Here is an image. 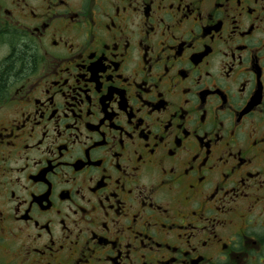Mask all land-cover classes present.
I'll return each mask as SVG.
<instances>
[{"label":"flooded vegetation","instance_id":"af4514ba","mask_svg":"<svg viewBox=\"0 0 264 264\" xmlns=\"http://www.w3.org/2000/svg\"><path fill=\"white\" fill-rule=\"evenodd\" d=\"M0 264H264V0H0Z\"/></svg>","mask_w":264,"mask_h":264},{"label":"trees","instance_id":"16d2710c","mask_svg":"<svg viewBox=\"0 0 264 264\" xmlns=\"http://www.w3.org/2000/svg\"><path fill=\"white\" fill-rule=\"evenodd\" d=\"M19 61H21L22 66L24 67H29L32 63L29 56H27L24 51H19L14 56L11 55L7 62L5 61L0 64V92L3 90L4 86L11 79V77L16 74L14 65L15 62Z\"/></svg>","mask_w":264,"mask_h":264},{"label":"rangeland","instance_id":"374dc122","mask_svg":"<svg viewBox=\"0 0 264 264\" xmlns=\"http://www.w3.org/2000/svg\"><path fill=\"white\" fill-rule=\"evenodd\" d=\"M0 52H1V50H0Z\"/></svg>","mask_w":264,"mask_h":264}]
</instances>
